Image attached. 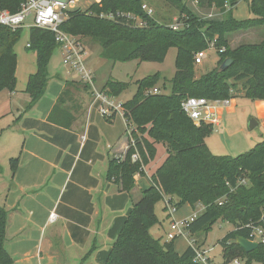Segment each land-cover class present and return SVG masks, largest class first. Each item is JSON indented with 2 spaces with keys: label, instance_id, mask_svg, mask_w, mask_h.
Masks as SVG:
<instances>
[{
  "label": "trees",
  "instance_id": "obj_1",
  "mask_svg": "<svg viewBox=\"0 0 264 264\" xmlns=\"http://www.w3.org/2000/svg\"><path fill=\"white\" fill-rule=\"evenodd\" d=\"M204 9L216 7L222 19L205 20L194 13L183 0H165L178 14L182 29L173 30V17L149 16L142 9L144 0H101L85 11H71L62 30L74 37L90 39L101 47L102 59L113 63L132 61L163 63L175 48L176 74L171 81V92L146 95L157 88L160 74L137 83L134 97L123 104L128 122L135 128L136 147L130 148L125 159L110 162L108 179L120 183L124 192L136 186L135 176L144 174L157 155L156 144L166 147L167 158L151 177V187L133 205L123 220L122 229L113 247L105 254L104 264H197L189 247L184 254L175 250V241L155 239L150 230L159 223L156 205L170 199L180 210L189 204L205 209L187 227L190 240L200 248L196 236L206 235L219 223L232 228L221 238L224 264L243 260L246 264H264V243L247 253L236 243L238 237L252 239L254 228L264 231V140L250 152L239 156L213 154L206 139L214 128L196 127L182 110V102L189 97L210 101L235 99L232 91L241 86L243 96L264 101V40L259 44H241L234 48L230 34L264 27V0H195ZM242 1L248 3L251 18L237 20L233 9ZM26 0H1L3 9L16 13ZM230 9H225L226 5ZM131 14L144 27H135L125 17L113 20L101 18L109 14ZM24 30H1L0 37V92H15L18 57L16 45ZM216 41L218 67L197 77L195 55L208 50ZM28 51L37 54V71L29 79L26 93L32 108L45 94L50 75L48 66L58 45L53 33L32 28ZM225 49L223 52L222 50ZM226 59L233 64L226 71L219 67ZM129 83L109 79L104 90L119 97ZM166 90V89H164ZM136 151L141 162L134 161ZM15 172L18 160L10 161ZM246 180L247 185L240 182ZM8 213L0 206V264H14L5 248ZM201 249V248H200Z\"/></svg>",
  "mask_w": 264,
  "mask_h": 264
},
{
  "label": "crops",
  "instance_id": "obj_2",
  "mask_svg": "<svg viewBox=\"0 0 264 264\" xmlns=\"http://www.w3.org/2000/svg\"><path fill=\"white\" fill-rule=\"evenodd\" d=\"M237 6L233 14L239 10ZM214 8L222 19L220 10ZM235 14L248 16L244 10ZM28 45L25 50L32 52ZM32 53L35 68L27 65L31 61L29 54L20 51L19 56L16 51L17 87L9 95L27 94L29 79L37 71V54ZM99 63L100 68L106 65ZM90 68L97 86L104 90L111 78L101 75L100 68ZM75 78L64 80L50 75L45 94L32 108L30 99L26 101L27 110L15 112L10 103L0 108V119L5 115L16 118L9 129L17 145L6 152L9 162L0 164V206L8 213L5 248L14 264H104L124 218L151 187V177L168 156L166 151L164 160L154 170L152 161L144 174H137L131 192H124L120 183L109 180L110 162L123 161L130 148L126 125L117 116L101 117L100 104L94 101L89 88ZM55 79L59 83L51 84ZM115 99L119 101V97ZM253 109L256 127H264V101H253ZM235 110L236 98L229 107L220 109L218 129L223 128L225 114ZM10 159L18 160L15 172ZM196 209L197 206L194 209L186 204L175 218L189 220ZM155 212L159 223L150 233L155 239H164L170 221L163 202L156 205ZM189 242L190 238L177 239L175 250L184 254ZM211 261L215 264L212 258Z\"/></svg>",
  "mask_w": 264,
  "mask_h": 264
},
{
  "label": "rangeland",
  "instance_id": "obj_3",
  "mask_svg": "<svg viewBox=\"0 0 264 264\" xmlns=\"http://www.w3.org/2000/svg\"><path fill=\"white\" fill-rule=\"evenodd\" d=\"M183 1L188 4V6L194 11V13L205 20L210 21L221 18L220 14L214 7L209 9H201L192 0ZM95 2L96 0H79L80 8H78L85 11L87 8H89L90 5ZM144 4L152 8L155 11V15L159 14L160 16L165 17L172 16L174 23L175 20H178V14L170 7V5L165 2V0H144ZM237 7H239V10L235 11V13H240L242 10H244L246 13H248V16H240L239 14L234 13L236 18L240 20H248L251 18L248 3L246 1H242ZM209 15L213 16V18L208 17ZM76 38L79 39L88 50L87 66L90 70H92L90 67L96 69L100 68L99 62L102 61V63H106V65L104 68H100L101 75L105 74L107 75V78L109 77L115 81L130 84L129 88L119 96V101L124 103L131 100L137 92V83L147 77H151L156 74H160L161 76L157 88L165 93L171 92V81L176 74L175 59L177 50L175 48L170 49L163 63L132 61L129 63L115 64L105 59L101 60V47L93 43V41H91L90 39L82 38L79 36H77ZM228 39L231 41V45L234 48L238 47L241 44H259L264 40V27L249 30L246 32L230 34L228 36ZM29 42L30 33L29 30L25 29L21 40L16 45L15 50L18 52V54L20 51L29 54L31 57V61L27 62V65L35 68V59L33 53L27 52L25 50ZM207 54L208 58L204 60L203 64L196 66L197 77L213 71L218 67L219 56L216 50L209 49ZM19 56L21 55L19 54ZM48 72L51 77L60 76L64 80L76 79L75 74L69 73L63 65L62 53L58 49H56L53 54V57L48 66ZM54 83H59V80L55 79L51 82V84ZM98 89L102 90L99 87ZM8 92L9 91L7 90H3L0 92V108H3L6 104L10 103L15 112L18 109L27 110L26 101L30 99L29 95L22 93L9 95ZM232 95L236 98L235 113L225 114L223 128L215 129L212 134L206 139V143L211 152L219 156L236 157L241 154L248 153L252 149H254L257 144L261 143L264 140V127L258 126L254 129H250L251 120L255 118L253 109L254 100L241 97L243 96V91L241 90V86L239 85L236 86V88L232 91ZM98 113L101 117H103L99 111ZM117 117L122 120L119 115H117ZM15 120L16 118L10 115H5L4 117H2V119H0V164L1 162H5L6 164L9 162L7 161L9 155H6V152L17 145L15 142V136L9 129V125H12ZM12 152L18 154L20 151ZM165 156L166 149L162 144H159L158 152L154 163L151 165V169L153 168L152 170H154V168L164 160ZM161 202L164 203V201ZM196 211L199 212L200 209L197 208ZM231 228L232 226L227 223H217L213 227L212 231L209 232L208 236L200 235L195 237V240L197 241L201 250L205 251L207 249V255L214 260L215 264H224L222 256V246L219 244V241ZM163 238L164 239L162 240H165V237ZM177 244H179V242H177ZM239 261L240 264H246V262L243 260ZM252 264L262 263L253 262Z\"/></svg>",
  "mask_w": 264,
  "mask_h": 264
},
{
  "label": "built area",
  "instance_id": "obj_4",
  "mask_svg": "<svg viewBox=\"0 0 264 264\" xmlns=\"http://www.w3.org/2000/svg\"><path fill=\"white\" fill-rule=\"evenodd\" d=\"M198 4V2L194 1ZM79 0H26L21 6V9L12 13L7 9H3L0 0V37L1 30L3 28L10 29L12 31H17L18 29L31 30L36 28L39 30L49 31L54 34L58 49L62 53L63 65L68 70L69 73H74L78 78V82L89 88L91 91L94 101L99 103L100 114L111 119L114 116L119 115L125 125L126 133L129 138V144L134 148L136 147V142L134 139L135 128L128 122L126 118V113L123 107V102H119L115 97L110 96L106 91L99 90L97 87L96 75L87 66V56L88 50L86 46L76 37L66 33L62 30L63 24L68 20L69 13L71 11L79 9ZM142 9L148 13L149 16L154 15V10L148 5L144 4ZM225 9L229 10L230 6L227 4ZM120 17H125L134 23L135 27H144L145 24L140 21L137 17L131 14H109L102 15L101 18H106L109 20H115ZM208 17L213 18L209 15ZM172 29L177 31L182 29V24L175 20L172 24ZM216 41L210 44L209 49H215ZM30 45H28V48ZM208 49V50H209ZM208 50L198 52L195 55V65L203 64L204 60L208 58ZM223 52L225 49L222 50ZM158 95L161 91L158 88L147 91L146 95ZM232 98L226 100L210 101L205 98H186L182 102V110L190 118L196 127L202 125H210L215 129L221 125L220 109L227 108L232 104ZM134 161H142L140 154L136 151L133 156ZM145 170V167L143 166ZM241 185H247L246 180L240 182ZM165 211L169 218V229L165 235L166 242L176 241L179 238H189V233L187 227L189 223L193 222L197 216L204 211L205 207L198 205L197 208L200 209L196 212L189 220H177L175 218L179 209L170 199L165 198ZM56 216L52 215V220H55ZM252 242L258 244L264 243V231L262 228H254L252 233ZM190 247L195 253V262L199 264H213L211 263V258L207 255V251H203L198 248L193 240L189 242ZM233 264H240L239 260H234Z\"/></svg>",
  "mask_w": 264,
  "mask_h": 264
},
{
  "label": "water",
  "instance_id": "obj_5",
  "mask_svg": "<svg viewBox=\"0 0 264 264\" xmlns=\"http://www.w3.org/2000/svg\"><path fill=\"white\" fill-rule=\"evenodd\" d=\"M232 64V59H226L224 63L219 67V72L226 71L231 67ZM257 125L258 123L254 119L251 120L250 129H254ZM236 243L239 244L247 253H251L259 247L258 243L252 242L244 237H238Z\"/></svg>",
  "mask_w": 264,
  "mask_h": 264
}]
</instances>
